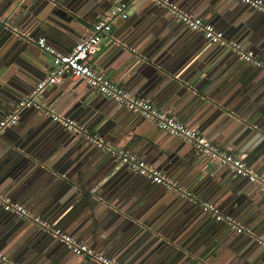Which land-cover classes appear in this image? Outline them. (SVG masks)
Masks as SVG:
<instances>
[{
    "label": "clouds",
    "instance_id": "1",
    "mask_svg": "<svg viewBox=\"0 0 264 264\" xmlns=\"http://www.w3.org/2000/svg\"><path fill=\"white\" fill-rule=\"evenodd\" d=\"M45 4L51 7L49 0H39L32 11ZM80 4L77 15L85 19L109 9L107 19L114 34L101 32L105 39L95 54L81 62L83 67L71 64L73 54L69 64L57 71L69 67L85 83L91 78L96 87L73 89L69 77L62 87L45 92L56 115L69 109L65 118L78 121L75 131H67L43 111L35 120L22 118L9 133L45 164L23 174L17 171V180L0 186L4 195L15 188L13 197L49 222L70 205L75 207L54 231L40 232L42 225L35 216L20 224L0 225V234L7 230L0 236V248L5 240L16 237L0 252V264H11L12 259L17 264H89L83 245L95 249L96 264H100L97 257L115 264L113 256L119 257V264H264V117L252 119L257 107L264 108V0H80ZM202 21L214 26L213 35L223 33L225 40L235 41L227 47L244 54L242 59L234 54L222 62L217 59L211 74L214 83L205 90V95L211 92L221 103L227 100L240 119L227 115L216 119L217 105L212 103L186 113L192 96L182 98L185 87L170 75L195 59L183 76L190 81L195 70L223 52L219 37L201 51L208 43ZM37 23V35L46 36L47 44H73L57 31L47 12L38 20L29 14L21 27L28 25L30 30ZM79 30L83 35L75 43L87 50L84 46H90L94 33ZM249 52L259 53V58ZM31 83L30 79L24 85L29 91ZM100 85L106 91L100 93ZM88 91L99 94L82 108L80 97ZM12 95L19 99L15 91ZM133 97L142 98L149 119L141 115L144 109ZM8 103V97L0 94V113L11 110ZM28 111L35 113V109ZM101 121L91 135L84 131ZM197 123L207 127L209 143L230 151L236 160L246 155L244 164H251L259 157L254 171L249 173L219 153L213 160L190 150L193 134L199 136L193 128ZM184 128L190 129L189 144L184 143ZM141 165L145 173L149 167L163 170L161 182L141 175ZM192 193L202 200H194ZM217 204L226 216L234 217L232 227L213 219ZM133 216L138 218L135 223ZM145 221L152 227L145 228ZM161 234L177 239L157 247ZM178 245L186 251H177Z\"/></svg>",
    "mask_w": 264,
    "mask_h": 264
},
{
    "label": "water",
    "instance_id": "2",
    "mask_svg": "<svg viewBox=\"0 0 264 264\" xmlns=\"http://www.w3.org/2000/svg\"><path fill=\"white\" fill-rule=\"evenodd\" d=\"M38 2L39 0H3V3L0 4V10H1L0 15L8 18V24L0 23V82H2L3 84V86H0V94H3L4 96L8 97L9 103L7 104V109H11L10 111L5 110L2 113H0V120L9 113H11L16 108L17 104L23 100V98L31 94L35 89L37 83L45 76L43 75L44 73L43 68H41L42 61H40L37 52L33 48L35 44L34 43L30 44L29 41H26L22 37L17 35L16 31L14 30V27L21 29L22 31H25L29 26L25 25L24 27H21V22L24 19H26L29 16V14H31L34 20H38L42 14L47 12L48 15H50L53 18V25L57 28V31L62 32L65 36H68L70 39H72L74 44L76 38L82 35V32L79 29L80 28L85 29L87 27H90L94 22L93 17H91L93 18L92 20V19H85L77 15V11L79 7L82 6L80 4V0H49L51 7H49V4H45L44 7L41 8L38 12H33L32 9L35 7V5ZM107 10L108 9H106L105 12L100 15L101 16L105 15L107 13ZM17 13H19V15H17ZM98 14L99 13H96L93 16L95 15L97 16ZM13 17H15V19H13ZM56 20L59 21V24H55ZM179 22L182 23L181 21ZM29 23L31 24L32 22L30 21ZM32 27H33L32 36L34 38L41 37L40 35H37V33L40 30L39 23L35 24ZM204 39L206 38L204 37ZM212 44L214 43L208 42L206 45H204V48H202L201 51L203 52L205 49L211 47ZM220 47L223 48V52L219 54L218 58H214L213 61L205 63L203 67L195 70L192 73L193 78L190 81L184 80L183 76L186 72L189 71V69L192 68V65L196 63L195 59L185 64V66L182 67L180 71L176 73H170V75H174L176 79L180 81V86L185 87V92L182 94V98L187 97L189 95L192 96V100L189 102V105L185 108L186 113L191 114L193 111L199 109L204 104L212 103L213 105H217L216 119H219L220 117L225 115L229 116L230 118L232 116H235L237 119H240L241 117L239 113L236 112L235 108H231V109L229 108V104L227 100H224L221 103L220 101L216 100V98L212 95L211 92L205 95V90L210 88L214 83L213 79L211 78V74L217 68L216 60L219 59L222 62L223 58L229 55L234 54L238 56L236 53H234L225 45L220 44ZM255 54H259V53H255ZM21 61L23 62V64L20 63ZM155 67L157 68L158 71L160 70V66H155ZM32 69H35V71H32ZM165 71L167 70L165 69ZM37 73H40L41 75H37ZM68 78L69 76L66 77L65 80ZM30 79L32 83L30 85L31 90L29 91L27 87H24V85L28 84ZM201 80L204 81L203 84H200ZM71 81H72L73 89H83L87 87L86 83L83 82L82 79L73 80L71 78ZM63 82L60 83V86L58 88L62 87ZM197 84H200V86L196 87ZM46 90L47 89H45L42 92L43 97ZM13 91H15L16 95L19 96V99H17L16 96L12 95ZM96 95H98V93L96 92H91V91L84 92L80 97V99L83 100V104L81 105V107L87 108L88 104ZM29 109H35V113L34 114L32 113L33 115L30 117V120H35L38 116L41 115V111L38 110L37 108L35 107L27 108V110ZM65 112H67V110ZM43 115L46 117H50L53 120V117L51 115H48L44 112ZM262 117H264V108L257 107L252 118L253 122H255V120L260 119ZM144 118L146 120L149 119L146 117ZM20 121L21 119H19V122ZM54 122L60 123L57 121ZM102 122L103 121L99 122L94 128L85 129L86 132L88 134L95 132L96 129L99 127V124ZM141 123H143V121ZM19 124L20 123L12 127H8L0 133V137L3 138L0 139V186L5 185L6 181L17 180L18 176L15 174L17 171H19L20 174H23V172H27L29 168H32V170L34 171L35 167H43L45 164V161L40 160V158L34 155L33 152L28 151V149L25 148L24 145L17 143L15 139V135L9 133L10 129L17 128ZM206 128L207 127L203 129ZM66 130L72 132L68 129ZM6 133H8V135H5ZM184 143L189 144L185 141ZM190 150L197 151L193 146L190 148ZM241 158H243L244 161L247 159V156L245 155L242 156ZM257 160H259V157L253 160L251 164H247V165L254 170V165L256 164ZM228 170L231 171L230 169ZM17 187H19V185H17ZM15 191L16 189L13 188L12 191L10 192H12L11 194H13V192ZM217 206L219 205L217 204ZM74 207L75 204L69 206L71 210H73ZM68 209L65 210L66 213L65 212L61 213L55 219L60 218V220L62 221L65 218V216L70 213V211L67 212ZM3 211L4 212H0V225L7 226L9 224V221H11L12 224H20L21 222L25 221V219L19 218L16 214L10 211H6L5 209ZM114 211H116L117 215L120 214L119 209H114ZM42 212L43 209L41 210V213ZM137 219H138L137 217L133 216L132 222L135 223ZM213 219L217 223L220 222L216 220L214 217ZM137 227H140V225L138 224ZM144 227L151 228L152 226L145 221ZM229 227H231V225H229ZM6 231L7 230H5L3 234H0V236L6 235ZM20 231H23V229H21ZM39 231L43 232L41 229H39ZM19 234H20L19 232L16 233L17 236ZM45 234L47 235V233ZM15 238L16 237L13 236L11 239L5 240L4 248H7L9 244L12 243V240H15ZM176 239H177L176 237H164L163 234H161V238L159 239V244L157 245V247H159V245L162 244H169ZM61 242L63 243V241ZM4 248H0V252H3ZM181 249L186 251L184 245H178L177 251H180ZM17 252H19V249L17 250ZM14 255H16V253H14ZM87 260L90 259L87 258ZM12 262L13 264H17V261L15 259H12ZM90 264H95V263L91 261ZM193 264H196V262L194 261Z\"/></svg>",
    "mask_w": 264,
    "mask_h": 264
},
{
    "label": "built area",
    "instance_id": "3",
    "mask_svg": "<svg viewBox=\"0 0 264 264\" xmlns=\"http://www.w3.org/2000/svg\"><path fill=\"white\" fill-rule=\"evenodd\" d=\"M169 2H171V1L169 0ZM108 12H109V10L107 11V13L105 15L98 17L90 26L89 31L93 32L94 35H93L92 40L90 41V46H87V45L84 46L87 50H80L82 47L81 44L74 43V45H72L68 49L67 52L61 51L58 48L53 47L50 44H47V38L46 37L34 38L32 36L33 34H32L31 29L30 30L26 29L25 31H22L21 29L14 27V30L16 31L17 35L22 37L24 40L29 41V39H30L32 41V43H34L35 45H38L39 48L45 49L44 52H46L47 54H49L52 57V70H51V72H49V74L45 75L37 83L35 89L33 90V92L31 94H29L28 96L23 98V100L17 104L16 108L11 113H9L8 115H6L5 117H3L0 120V133L8 127H12V126L16 125L19 122L21 113L25 109L30 108V107H35L38 110H40L41 112L43 111L44 113L51 115L53 117V120L60 122V124L64 128H66L70 131H75V129L73 128V125L78 124L77 121L72 120L71 118H65L66 112L62 113L60 115H56L55 109L53 108V106L51 104H47V103L43 102V96H42L43 91H39V94H37V92L40 88L44 87L45 84L47 85V87H44V90L47 89L48 87L52 86V85H58V84L62 83L65 80V78L68 76L71 77L73 80L82 79L83 82H85L84 77L80 76L76 72L71 71V69L69 67H63V70L59 71V72L57 71V69L62 67L63 65H68L69 64V57L73 56V54H75V55L71 59V64L72 65H81V67H83L81 62L83 60H86L89 55L95 54L99 50L100 42L103 39H105V36H102L101 32H103L104 34L113 32V24L110 21H108V19H107ZM181 22L182 23H189L188 21H181ZM0 23L8 24V18L0 15ZM201 23L205 24V26L207 27V31L203 32V35L208 40L209 43H216L217 38L219 37V39L221 41L220 44L225 45L226 47L229 44H235V41L225 40L223 33H217L216 35H213V33L215 32V28L213 25L208 24L207 21H202ZM189 26H191L190 23H189ZM194 30H197V29H194ZM228 48L233 51V49L231 47H228ZM234 53H236L241 59L243 58V55H244L243 53H241V52H234ZM249 54L257 57V59L259 58L258 55L255 54L254 52H249ZM93 67H95V66L93 65ZM86 74H87V70H86ZM86 85H87V87H96L95 82L91 78H89L87 80ZM104 91H106V88L103 85H100L99 86V92L102 93ZM120 91H123V89H120ZM115 98L119 99V97H115ZM141 100H142V98L133 97V101L136 103H140L141 108L144 109V111L141 112V115H143L146 118H149L150 114L147 112V105H144L143 103H141ZM153 111H157L155 106H153ZM14 113H15V115H14ZM163 118L165 120L170 119V117H163ZM173 123H175V121H173ZM181 127H183V125H181ZM194 129H195L196 133H199V136H196L195 134H193V136H192V140L195 141V143H193L192 146L197 151H199L205 155H210L213 160L218 158L217 154L219 153L222 156H226L228 159L232 160L234 164H236L238 166H242L243 168H247L249 173L254 171L247 164H244L243 159L236 160L235 157L231 156V152H225V150H222L221 148L217 147V145L215 143H209L207 140L206 134H204L203 131H201L197 128H194ZM84 131L86 132L85 129H84ZM174 131H179V128L175 129ZM189 132H190V129L184 128L183 139L187 143H191V141L188 139ZM92 133H90L89 135H91ZM97 146L99 147L101 145L98 144ZM125 162H127V161H125ZM219 163L223 164L224 163L223 159H220ZM229 169L232 170L231 167H229ZM140 174L146 175L147 178L152 179L155 183H160L161 182V176L164 175V172L161 169H152L151 167H149L148 172L145 173L144 166L141 165ZM165 179H170V178L165 177ZM192 196H193L194 200L195 199H201L202 200V198L197 197L196 193H192ZM205 204H206V202H205ZM0 205L6 211H10V212L16 214L19 218L26 219V217L35 216V222L42 225V227L40 229L43 232L45 231V229H48L49 231L58 230L56 225L50 223L41 214L33 213L29 209V207H27L24 203L13 200L11 197H8V196L3 195L1 193H0ZM211 215L216 220L225 221L226 223H228L232 227L231 221L234 218L231 216H226L224 213H222V211L218 208V206H216L214 213H211ZM244 227L247 228V226H244ZM53 238H55V236H53ZM68 239L70 241L71 237H69ZM76 243H80V241L77 240ZM81 250L86 251L88 253L87 258L96 264V260L92 259L93 253L95 251L94 248H90L86 245H83ZM97 259H99L100 264H107V257H97ZM114 261H115V264H119L115 259H114ZM11 264H13L12 261H11Z\"/></svg>",
    "mask_w": 264,
    "mask_h": 264
},
{
    "label": "crops",
    "instance_id": "4",
    "mask_svg": "<svg viewBox=\"0 0 264 264\" xmlns=\"http://www.w3.org/2000/svg\"><path fill=\"white\" fill-rule=\"evenodd\" d=\"M109 10V9H108ZM107 10V11H108ZM1 11V10H0ZM101 15L100 14H98L97 16L95 15V16H92L93 18H94V20H93V18H90V19H92L93 21H95L98 17H100ZM177 23H180L179 21H177ZM27 29H29V27L27 28ZM33 29V27H31V30ZM86 30H88L89 31V29H90V27H87V28H85ZM114 31H115V29H114V27H113V34H114ZM83 35V34H82ZM81 35V36H82ZM81 36H79V37H77L76 39H79ZM46 37V36H45ZM47 38V37H46ZM72 45H74V44H72ZM72 45H68V46H65V45H63V44H61L60 45V47H56V48H58L59 50H61V48H65V47H67V49H69ZM34 49H35V51L37 52V55H38V57H39V59H40V61H42V67L41 68H43V71H44V73H43V75H47V74H49V72H51V70H52V57L49 55V54H47L46 52H41L40 51V49H39V47H35V45H34V47H33ZM258 55V57H259V54H257ZM95 66V65H94ZM67 80L68 79H66L64 82H63V84L65 83V82H67ZM57 86V87H56ZM60 86V84H58V85H52V86H50V87H48L47 88V90H46V92H48V93H51L52 92V90L53 89H55V88H58ZM84 86V85H83ZM99 94V93H98ZM47 100H48V97H46L45 96V94H44V97H43V102H45V103H47ZM47 104H49V103H47ZM66 110H69V109H66ZM194 112V111H193ZM189 114V113H188ZM33 114L32 113H30L27 109H25L23 112H22V114H21V116H20V119H22V118H24V117H28V119H30V117L32 116ZM181 115H183V114H181ZM185 120L187 119V116L184 118ZM18 123H20V122H18ZM17 123V124H18ZM194 127L193 128H197V129H199V130H201V131H203L204 132V134H206V132H207V128L206 129H203V128H201V126H200V124L199 123H197V124H194L193 125ZM219 148H221L222 150H224L222 147H219ZM228 152H230V151H228ZM241 159H243V158H241ZM0 193L1 194H3V191L1 192L0 191ZM12 192H8V194L6 195V196H8V197H11L13 200H16V201H19V202H21L20 201V199H19V197H16V198H14L13 197V194H11ZM4 195V194H3ZM191 202V201H190ZM25 204V203H24ZM26 205V204H25ZM27 206V205H26ZM218 208H219V206H218ZM4 209H3V207L0 205V212H4L3 211ZM221 210V209H220ZM68 211H71V208H69L68 210H67V212ZM66 213V212H65ZM42 215V214H41ZM43 217H44V215H43ZM45 218V217H44ZM48 220V219H47ZM49 221V220H48ZM61 222V220H60V218H58V219H53L50 223H52V224H54V225H56V226H58L59 225V223ZM228 251H232L231 249H229ZM113 258L119 263V260H118V257L117 256H113ZM88 262H89V264H90V260H87ZM82 263H84L83 261H82ZM229 264H231V262L229 261Z\"/></svg>",
    "mask_w": 264,
    "mask_h": 264
}]
</instances>
